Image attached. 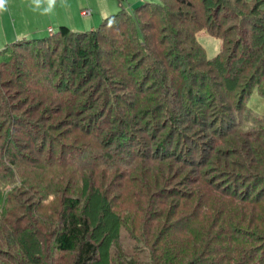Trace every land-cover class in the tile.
<instances>
[{
  "label": "trees",
  "instance_id": "obj_1",
  "mask_svg": "<svg viewBox=\"0 0 264 264\" xmlns=\"http://www.w3.org/2000/svg\"><path fill=\"white\" fill-rule=\"evenodd\" d=\"M202 31L221 40L213 57ZM32 69L48 85H27ZM0 78V264H182L185 254L187 264H264V117L247 103L256 87L264 95V0H144L94 29L7 43ZM8 85L28 96L15 103ZM91 151L102 153L76 161ZM170 158L196 175L174 187L161 167ZM73 163L92 175L47 177L65 185L48 193L38 168ZM131 182L137 200L133 189L113 195ZM32 188L39 199L23 200ZM164 193L179 199L172 212L160 209ZM140 196L155 211L142 228ZM174 227L192 243L171 240Z\"/></svg>",
  "mask_w": 264,
  "mask_h": 264
},
{
  "label": "rangeland",
  "instance_id": "obj_2",
  "mask_svg": "<svg viewBox=\"0 0 264 264\" xmlns=\"http://www.w3.org/2000/svg\"><path fill=\"white\" fill-rule=\"evenodd\" d=\"M3 1H6V0H3ZM150 1H159V0H150ZM143 2V1H142ZM141 2V3H142ZM4 7H5V5H4ZM93 8V13H92V15H90V16H88L87 17V20L88 21H90V22H92V23H95V25L93 26V27H84V28H82L83 26H74V27H71V28H73V29H75V30H82V29H94V28H96L97 26H99L100 25V23L102 22V20H103V18H106L107 16H109L110 14H113V13H116V12H118L121 8H116L115 7V10H113V11H111V12H109V13H107L106 15H104V16H100V13L96 10V8H94V7H92ZM3 15H5L4 13H3ZM14 18V19H13ZM17 17H14V16H12V15H10L9 17H7L6 15H5V18H3L0 22H2V21H4L7 25L9 24V26L11 25L12 27H8L7 28V32L9 33V32H15L16 31V28L19 30V26L21 25V23H20V19L18 18V19H16ZM15 20V21H14ZM29 25H28V30H35V28H36V24L35 23H33L34 21H33V19L32 18H30L29 19ZM69 26V25H68ZM70 27V26H69ZM47 33V35H49V34H51L52 32H50V31H46ZM11 35L12 34H6V36H9V37H11ZM40 35H43V34H40ZM38 36H39V34H38ZM37 35H35V34H29L28 36H26V37H23V38H31V37H38ZM40 37V36H39ZM16 38L17 37H15V38H13L12 40H10L9 42H7V43H10V42H13V41H15L16 40ZM198 39L200 40V42L205 46V49H206V53H207V55L209 56V57H213V56H215L218 52H219V50H220V47H221V40L219 39V38H217V37H214V36H212V35H210L207 31H202L201 33H199L198 34ZM2 40H1V38H0V42H1ZM6 43V44H7ZM5 44V45H6ZM5 45L4 46H2V47H0V50L2 49V48H4L5 47ZM116 58H118L117 56H115ZM120 58H121V56H120ZM72 58H71V56L69 57V61L68 62H66L67 64H69L70 66H73L74 65V63L72 62V60H71ZM82 61V60H81ZM73 64V65H72ZM26 76H27V78H26V80H27V85H29L30 83L34 86V88H36V86H41V85H48V83H49V81H48V75H47V73L46 72H43V71H39L38 69H32V70H29L28 72H26ZM1 78L2 79H4L2 76H1ZM0 78V79H1ZM30 84V85H31ZM7 87V86H6ZM16 89H18V88H14V87H11V85H8V88L6 89V91H8V93L9 92H11V93H14L13 95H15V99H14V102L15 103H17L18 101H21V100H24V98H26L28 95H26V92L25 91H21L18 95H17V93H16ZM20 90V89H19ZM32 90H36V89H33L32 88ZM8 93H7V95H8ZM31 96V95H30ZM31 98H33L32 96H31ZM176 100V99H175ZM35 100L34 99H29V103L28 104H25L27 107H29L30 109H31V107L29 106V104L30 103H32V102H34ZM171 101V103H173V101L172 100H170ZM247 103H248V105H250V107H252L253 108V110L258 114V115H260L261 117H264V95H262V94H260V92H259V90L257 89V87L256 88H254V90L252 91V93H251V95H250V97H249V99H248V101H247ZM32 104H34V103H32ZM25 109V108H24ZM24 109H22V107L20 108L19 107V109H18V113H21V114H23L24 113ZM41 111V112H40ZM42 111H43V109L42 110H39V112H40V114L42 113ZM38 112V113H39ZM30 113V112H29ZM29 113H28V115H29ZM58 113V115H55V117H52L50 120H47V127L48 128H50V127H53L54 125H50L51 123H58L59 121H60V119H64V120H66V119H68L66 116H65V112L63 111V113H59V112H57ZM43 114V113H42ZM27 115V116H28ZM30 115H31V117H33V119H34V121L35 122H37L38 121V119H39V117H37L35 114L33 115L32 114V112L30 113ZM2 120L0 119V122H1ZM43 124L45 123V122H42ZM45 123V124H46ZM24 127H26V126H24V125H20V126H18V129L19 130H17V133H16V135H19L20 133H19V131L20 132H22L21 133V136H22V134L23 133H25L24 132ZM69 127H70V125H69V121H65L64 123H62V125H61V127H59V129L58 130H55L54 131V133H60L61 131H63L64 129H69ZM226 130V129H225ZM2 132H4V131H1V133ZM6 132V131H5ZM4 132V133H5ZM78 133V135L81 133L79 130H77V131H75V133ZM75 135V134H74ZM208 137V136H207ZM24 139H26V137L25 136H22V138L19 140V141H22V143H23V141H25ZM233 141H235V140H238L239 139V137L238 136H236V137H232L231 138ZM144 140H146L147 141V139H144ZM117 144V143H116ZM146 145L148 146L147 148L149 149V151H150V153L153 155L154 154V150H152L153 149V147H154V140L153 141H150V140H148L147 142H146ZM172 146H174V145H172ZM166 149H168V150H170V151H172V150H174V148H172V147H166ZM164 150H165V148H161V149H159L158 150V153H160V155H162L163 153H164ZM25 151H27L28 153L31 151V149H26ZM113 151H115V150H113ZM143 151V150H142ZM102 153V151H96V152H94V151H91V152H88V154H89V156L88 155H85V154H83V155H81L80 157H76V161H80V162H90V160L91 161H94V160H97V159H95L96 158V156L97 155H100ZM37 154V153H36ZM112 154H114L113 152H112ZM37 156V155H36ZM38 157V156H37ZM109 160H111V159H108V161ZM140 161H141V159H140ZM161 163H163V162H161ZM161 163H158L157 165L160 167V164ZM25 165L27 164V162L26 163H24ZM27 165H29V167L31 166V164H27ZM115 165V164H114ZM114 165H112L113 166V168H115L114 170H118L117 169V167L116 166H114ZM156 165V166H157ZM162 166V168L164 167V165L166 166V168H167V170H166V176H170V178L172 179V180H174L173 181V185H174V187L176 186V187H180L178 184H177V181H179V182H182L183 181V179H185V177L186 176H194V175H196V173H191L192 172V168H190L188 165H186V166H183V164L181 163V162H178L176 159H168V160H165V162H164V164H161ZM40 166V165H39ZM78 166V165H77ZM85 166H87V165H85ZM40 167H42V166H40ZM87 167H90V166H87ZM145 167H147V168H149L150 166H145ZM195 167V166H194ZM84 167H76V164H74L73 163V165L72 166H69V165H67L66 167H48V168H44V169H42V168H38V169H40L41 170V172L39 173V175L37 176L38 178H45V183L47 184L46 186L49 188V189H47V191H48V193L50 192V191H54V189L53 188H56L57 189V186H59L60 185V187H62V188H64L65 187V185H62L61 183H58L57 181H55V182H53V183H51L52 182V180L50 181V179H48V178H51L52 179V177L54 178V176H56V178L57 177H59L60 178V176L61 177H63L64 175H66V174H70L71 172H72V174L74 175V177H76V178H80L79 180H80V182H81V184L83 183V181H82V179L84 180V177H85V174L86 173H88L89 175H92V173H93V171L91 170V169H87V168H84V169H87V170H84L83 169ZM101 168V167H100ZM197 168V167H196ZM196 168H194L195 169V172H197L196 171ZM151 170H147V173H148V177L147 178H150V177H152V173H154L155 171H158V169H156V168H154V167H151L150 168ZM95 170H97V171H101V169H95ZM76 171H77V174H76ZM113 171V170H112ZM110 172L109 173V175H108V177H107V179H108V182L107 183H105L106 185H109L112 181H114L115 180V178L117 177L116 176V173L115 172ZM163 171H164V173H165V170L163 169ZM48 177V178H47ZM82 178V179H81ZM124 181H128V179L126 178ZM104 182V181H103ZM55 183V184H54ZM102 183V182H101ZM121 183V182H120ZM65 184V183H64ZM104 184V183H103ZM173 185H172V187H173ZM27 186H28V184H27ZM139 187V185L138 184H134V183H132L131 182V184H129V183H126L125 184V188H117L115 191H114V193H113V195H117V194H120V193H128V191L131 193V191H132V189H133V191H132V193L131 194H134V196L132 197V199H135V200H137V194L136 193H138L136 190H137V188ZM186 188H188V189H190V186L189 185H187L186 186ZM24 189V188H23ZM43 190H46V188L45 189H43ZM42 190V192L44 193V192H47V191H43ZM155 191V190H154ZM19 192V191H18ZM152 192V191H151ZM136 194V195H135ZM41 194L40 193H38V192H36L35 191V188H32V189H29V190H27L26 191V193H25V195H23V197H22V199L23 200H29V201H31V202H33V201H35V200H37V199H39V196H40ZM164 195V197H167V199H166V201H165V204H163V205H161L160 206V209H163V210H171V212H172V210L174 209V207H176V205H177V203H178V201H179V199L176 197V198H174L175 196H170L169 194L168 195H166L165 193L163 194ZM169 196V197H168ZM140 198V201L143 203V206H144V210L142 209L141 210V212H140V210L139 211H137V210H135L134 209V207L132 208L134 211H135V213H136V211H137V214H138V220H137V222H138V224H140V226H141V228H142V226L143 225H145L144 223H145V221L146 220H148V221H150V222H154V218H150V216H152L153 215V213L155 212L154 211V207L152 206V208H150V211H149V198L147 199V197H139ZM137 202V201H136ZM167 203V204H166ZM127 205H129L130 206V204H127ZM50 207V205L47 207L48 209H50L49 208ZM138 207H139V205H138ZM47 208L46 209H43L44 210V212H46L47 211ZM140 208V207H139ZM159 209V210H160ZM159 210H157L158 212H159ZM152 211V212H151ZM140 212V213H139ZM19 213H22V212H19ZM36 214V213H35ZM134 215V214H133ZM174 215V214H173ZM155 216V215H154ZM176 216H178V214L176 215ZM134 217H135V215H134ZM134 217L133 216H131V219L129 220V224H133L134 223ZM150 218V219H149ZM156 220V219H155ZM170 221L169 220V217H163L161 220H160V224H158V226L157 227H162L163 226V224L165 223V221ZM157 222H155V224H156ZM154 224V225H155ZM157 227H155V229L153 228L152 229V234L150 235V238L151 239H154V236H153V234H154V230L156 231V230H159ZM183 227V226H182ZM181 228V227H180ZM177 230H179V229H177V228H173V230H172V233L170 234V235H173L172 236V238H171V240H174V242H176V243H187V244H189V243H192V240L190 239V237H189V235L188 234H185V233H179ZM149 232V229H145V231H143V232H140V235H145L146 233H148ZM123 242V241H122ZM123 246H124V243L122 244ZM183 246V245H182ZM138 249H141L140 247H137V250ZM115 251H116V249H115ZM186 256H184V261H183V263L182 264H187V262H188V260L187 259H189V258H186L188 255L187 254H185Z\"/></svg>",
  "mask_w": 264,
  "mask_h": 264
},
{
  "label": "crops",
  "instance_id": "obj_3",
  "mask_svg": "<svg viewBox=\"0 0 264 264\" xmlns=\"http://www.w3.org/2000/svg\"><path fill=\"white\" fill-rule=\"evenodd\" d=\"M142 1L144 0H6L0 4V21L5 18V15L7 17L12 15L17 17L16 19H20L21 25L18 27L19 30L16 28L15 32L8 33L7 28L12 26L7 25L4 21L0 22V38L2 40L0 47L15 37L21 39L29 34L47 35L46 31L54 32L61 25L93 27L96 22L92 23L87 20V17L93 13L92 7L96 8L100 16H104L115 10V7L132 9ZM86 9H90L91 13L85 15L83 11ZM30 18L36 24L35 30H28ZM6 34L12 35L9 37Z\"/></svg>",
  "mask_w": 264,
  "mask_h": 264
},
{
  "label": "built area",
  "instance_id": "obj_4",
  "mask_svg": "<svg viewBox=\"0 0 264 264\" xmlns=\"http://www.w3.org/2000/svg\"><path fill=\"white\" fill-rule=\"evenodd\" d=\"M83 13L86 15V14H90L91 13V10L90 9H86L83 11ZM52 31V29H50Z\"/></svg>",
  "mask_w": 264,
  "mask_h": 264
},
{
  "label": "snow or ice",
  "instance_id": "obj_5",
  "mask_svg": "<svg viewBox=\"0 0 264 264\" xmlns=\"http://www.w3.org/2000/svg\"><path fill=\"white\" fill-rule=\"evenodd\" d=\"M3 3V0H0V4H2Z\"/></svg>",
  "mask_w": 264,
  "mask_h": 264
}]
</instances>
